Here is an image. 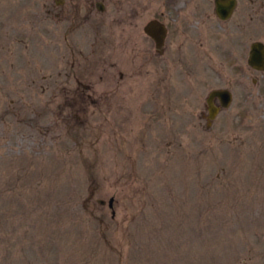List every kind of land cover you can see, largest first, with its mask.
Here are the masks:
<instances>
[{"label":"rangeland","instance_id":"1","mask_svg":"<svg viewBox=\"0 0 264 264\" xmlns=\"http://www.w3.org/2000/svg\"><path fill=\"white\" fill-rule=\"evenodd\" d=\"M61 1L0 0V264H264V0Z\"/></svg>","mask_w":264,"mask_h":264},{"label":"water","instance_id":"2","mask_svg":"<svg viewBox=\"0 0 264 264\" xmlns=\"http://www.w3.org/2000/svg\"><path fill=\"white\" fill-rule=\"evenodd\" d=\"M237 0H215V8L217 16L223 20H229L236 7ZM100 11H104V6L101 3L97 4ZM147 36H149L156 44V49L162 53L163 47L168 37V29L166 25L159 20L150 21L144 28ZM249 65L257 71L264 72V43L255 42L251 46ZM219 99L222 103L223 109H228L232 104V93L228 90L212 91L207 99L208 108L210 111V118L214 119L217 115V109L214 107V100ZM101 205H106V202L101 201ZM109 208H114V198L109 201ZM115 215V213H113Z\"/></svg>","mask_w":264,"mask_h":264},{"label":"flooded vegetation","instance_id":"3","mask_svg":"<svg viewBox=\"0 0 264 264\" xmlns=\"http://www.w3.org/2000/svg\"><path fill=\"white\" fill-rule=\"evenodd\" d=\"M61 2H65V1H61ZM153 20H156V19H153ZM229 21V20H228ZM227 22V21H226ZM164 53V50H163V52L161 53V54H163ZM159 55H160V53H158ZM249 57H250V53H249ZM249 60V59H248ZM250 66V65H249ZM214 105H215V107L217 108V111L220 113L221 111H222V105H221V102L218 100V99H216L215 100V102H214ZM209 117H210V113H209Z\"/></svg>","mask_w":264,"mask_h":264}]
</instances>
